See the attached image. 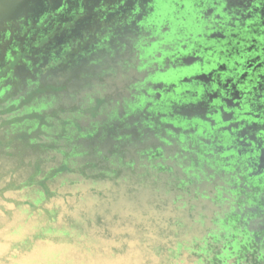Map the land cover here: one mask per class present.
<instances>
[{"label": "flooded vegetation", "instance_id": "flooded-vegetation-1", "mask_svg": "<svg viewBox=\"0 0 264 264\" xmlns=\"http://www.w3.org/2000/svg\"><path fill=\"white\" fill-rule=\"evenodd\" d=\"M204 1L64 0L0 34V264H264V150L253 173L201 168L207 140L141 137L128 114L145 48Z\"/></svg>", "mask_w": 264, "mask_h": 264}, {"label": "water", "instance_id": "water-1", "mask_svg": "<svg viewBox=\"0 0 264 264\" xmlns=\"http://www.w3.org/2000/svg\"><path fill=\"white\" fill-rule=\"evenodd\" d=\"M63 1L0 0V34L13 23L39 21L57 12ZM204 4L210 18L198 11V23L184 37L172 30L145 48V66L155 70L144 79L146 94L128 107V114H143V127H134L141 137L144 131H152L161 141L169 143L173 138L183 147L201 148L207 140L209 147L197 160L201 168L231 175L253 173L252 165L259 164L264 150L260 145L264 139V0H248L245 5L205 0ZM68 82L65 92L73 79ZM90 98L92 104L85 111L95 118L98 112L94 111L105 98ZM179 108L183 109L177 112Z\"/></svg>", "mask_w": 264, "mask_h": 264}, {"label": "crops", "instance_id": "crops-1", "mask_svg": "<svg viewBox=\"0 0 264 264\" xmlns=\"http://www.w3.org/2000/svg\"><path fill=\"white\" fill-rule=\"evenodd\" d=\"M7 88V87H6ZM0 94H4V89L1 88L0 90ZM42 109H46L44 106L42 107ZM36 111V109H33L32 111H30V113L35 117L36 115L34 114Z\"/></svg>", "mask_w": 264, "mask_h": 264}, {"label": "rangeland", "instance_id": "rangeland-1", "mask_svg": "<svg viewBox=\"0 0 264 264\" xmlns=\"http://www.w3.org/2000/svg\"><path fill=\"white\" fill-rule=\"evenodd\" d=\"M176 10H177L176 7H174L173 12L176 13ZM182 15H183V13H180V16H182ZM232 243L234 244V242H232Z\"/></svg>", "mask_w": 264, "mask_h": 264}]
</instances>
